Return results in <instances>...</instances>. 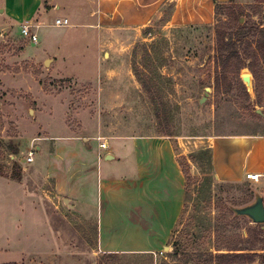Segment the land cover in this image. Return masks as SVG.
Here are the masks:
<instances>
[{
	"label": "crops",
	"instance_id": "0c3cea01",
	"mask_svg": "<svg viewBox=\"0 0 264 264\" xmlns=\"http://www.w3.org/2000/svg\"><path fill=\"white\" fill-rule=\"evenodd\" d=\"M231 1L247 0H36L27 9L25 2L17 9L6 6L4 13L10 22L31 23L38 41L36 29L42 27L84 28L81 36L96 41V78L79 71L66 74L55 65L56 57L48 52L42 57L50 60L55 78L94 82L103 75L117 77L103 56L117 60L139 39H152L143 30L166 8L172 24H209L215 20L217 2ZM62 17L69 19L68 26L55 24ZM126 70L133 78L130 67ZM60 106L62 128L54 132L41 123L40 139L32 138L39 161L35 153L19 178L0 174V185H5L0 192V264H97L104 254L158 255L168 248L187 204L181 157L194 178L207 174L215 182H239L248 173H258L264 188V134L195 139L130 134L98 114L90 118V129H74L65 119L68 108ZM198 156L207 158L208 172L201 174L204 162Z\"/></svg>",
	"mask_w": 264,
	"mask_h": 264
},
{
	"label": "rangeland",
	"instance_id": "374dc122",
	"mask_svg": "<svg viewBox=\"0 0 264 264\" xmlns=\"http://www.w3.org/2000/svg\"><path fill=\"white\" fill-rule=\"evenodd\" d=\"M35 1L0 0V174L17 176L25 171L27 149L32 138L41 135L42 124L54 132L62 128L60 102L68 108L65 119L74 129H90V118L95 119L98 114L115 122L119 132L130 134L194 136L186 139L264 134V64H260L258 92L248 68L240 73L246 92L235 74H229L226 82L222 80L221 91L215 89V26L226 20L228 9L220 8L222 14L216 11L212 23L178 26L169 22L168 7L152 26L143 30L145 35L151 32L152 39H139L126 49V56L117 60H112L111 55L103 56V61L111 64L108 69L117 70V77L103 75L94 82H79L69 77L55 78L50 60L45 64L42 56L48 52L56 57L55 65L66 74L79 71L96 78V41L91 36L83 38L81 26L36 29L37 42L24 37L22 24L10 22L4 12L6 6L17 9L25 2L23 9H27ZM231 2L240 5L244 15L240 23L228 20V31L237 37L239 28L246 26L245 41L253 40L251 27L264 26V0ZM135 70L145 80L146 89ZM244 76L250 77V82ZM230 82L232 88L227 91L225 87ZM206 87L211 91L201 102ZM38 108L40 112L36 111ZM40 157L37 152L36 162ZM199 158L204 162L201 174L208 172L207 158ZM180 162L188 165L186 158L181 157ZM187 182L186 208L168 248L152 254L153 263L149 256L141 254H104L98 256L97 264H217L214 256L218 251L247 247L241 239L254 223L246 216L234 218L230 209L253 202L259 192H264L263 183L215 182L207 174L196 178L190 175ZM3 188L4 183L0 185L1 193Z\"/></svg>",
	"mask_w": 264,
	"mask_h": 264
},
{
	"label": "trees",
	"instance_id": "16d2710c",
	"mask_svg": "<svg viewBox=\"0 0 264 264\" xmlns=\"http://www.w3.org/2000/svg\"><path fill=\"white\" fill-rule=\"evenodd\" d=\"M228 9L226 20L218 21L215 26L216 35V47L214 55V65L216 73V91L222 90V80L226 82L227 76L229 74H235L237 76V82L242 86L243 90L246 92V86L240 78V73L242 69L248 68L253 74L255 81V91H259L261 87V71L260 64H264V26L255 25L249 30L253 32V40L245 41L248 33H244L243 30L246 26L239 28V34L234 37V34L228 31L230 25V19H236L240 23V19L244 15V11L240 5L229 3H219L216 4V11L222 14L219 9ZM229 20V21H228ZM135 75L137 79L141 82L143 87H147L145 80L140 76L138 71L135 70ZM226 90L232 88V83L230 82ZM185 176L190 177L188 170V165L185 166L181 163ZM21 173L17 176L12 175L14 178H19ZM247 205V204H246ZM236 207V206H233ZM230 209V213L234 218H240L241 216L236 215L233 210ZM242 242L247 244V247L232 248L228 249L227 252L218 251L214 256L217 264H253L256 261L257 264H264V224H255L249 226L246 237H243ZM109 255V254H107ZM138 255V254H131ZM149 256L153 263L152 254H141ZM125 256V255H120Z\"/></svg>",
	"mask_w": 264,
	"mask_h": 264
},
{
	"label": "built area",
	"instance_id": "2783aa9c",
	"mask_svg": "<svg viewBox=\"0 0 264 264\" xmlns=\"http://www.w3.org/2000/svg\"><path fill=\"white\" fill-rule=\"evenodd\" d=\"M55 24L57 26H68L70 24V21L68 18L62 17V18H57L55 20ZM22 34L24 37L29 38L32 42H37L38 41V36L35 32L32 30V24L29 22H26L22 24ZM103 137H98V140L101 141ZM40 138H34L33 142L37 141ZM100 146L102 148H107V143L106 142H101ZM36 153V145L33 143L31 145V148L28 149L26 157H25V164L29 165L34 161V155ZM247 180L250 182H259L261 178V174L258 173H248L246 176Z\"/></svg>",
	"mask_w": 264,
	"mask_h": 264
},
{
	"label": "water",
	"instance_id": "95a60500",
	"mask_svg": "<svg viewBox=\"0 0 264 264\" xmlns=\"http://www.w3.org/2000/svg\"><path fill=\"white\" fill-rule=\"evenodd\" d=\"M47 63L48 61H45V64ZM244 79L250 82V77L244 76ZM210 91V87L205 88V96L201 99V102L205 101ZM233 210L236 215L246 216L255 224H264V197L261 194H257L253 202L241 207H233Z\"/></svg>",
	"mask_w": 264,
	"mask_h": 264
}]
</instances>
